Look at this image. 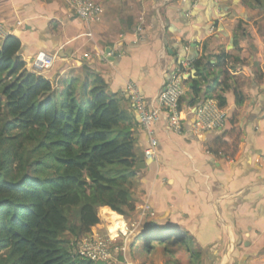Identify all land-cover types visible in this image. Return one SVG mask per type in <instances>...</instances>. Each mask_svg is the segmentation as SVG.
I'll return each mask as SVG.
<instances>
[{
    "label": "crops",
    "instance_id": "1",
    "mask_svg": "<svg viewBox=\"0 0 264 264\" xmlns=\"http://www.w3.org/2000/svg\"><path fill=\"white\" fill-rule=\"evenodd\" d=\"M94 1L101 15L92 25L80 20L67 0H0V22L22 42L19 56L29 72L55 88L94 72L109 93L121 98L140 161L133 190L134 200L140 195L142 200L134 212L137 219L143 206L152 208L150 225L186 233L201 247L202 264H264V17L256 16L264 6L249 9L243 0ZM220 53L231 59L230 83L241 90L243 106L227 92L224 129L197 136L191 130L194 107L185 103L181 133L168 132L165 123L156 125L158 157L146 160L149 140L125 95L130 77L138 72L140 80L155 78L161 89L166 73L180 61L207 56L214 63ZM40 54L54 64L36 72ZM159 91L145 96L147 101ZM188 92L184 83V95ZM220 136L226 155L221 157L210 147ZM141 224V231L147 230ZM132 244H118L125 251L113 264H165L163 255L143 257Z\"/></svg>",
    "mask_w": 264,
    "mask_h": 264
},
{
    "label": "trees",
    "instance_id": "2",
    "mask_svg": "<svg viewBox=\"0 0 264 264\" xmlns=\"http://www.w3.org/2000/svg\"><path fill=\"white\" fill-rule=\"evenodd\" d=\"M243 4L261 8L264 0ZM21 49L17 37L0 38V264H113L72 250L101 223L100 209L124 217L136 211L140 161L132 119L102 76L86 71L84 79L55 88L26 69ZM231 64L226 53L214 63L207 56L194 60L181 110L206 98L224 109L229 91L243 106L241 90L230 83ZM223 138L210 146L216 156H226ZM135 240L143 257L160 249L165 264H202L201 247L186 233L150 225Z\"/></svg>",
    "mask_w": 264,
    "mask_h": 264
},
{
    "label": "built area",
    "instance_id": "3",
    "mask_svg": "<svg viewBox=\"0 0 264 264\" xmlns=\"http://www.w3.org/2000/svg\"><path fill=\"white\" fill-rule=\"evenodd\" d=\"M76 16L88 25L99 21L101 7L94 0H67ZM9 35L6 26L0 22V38ZM90 34H88V37ZM190 60H182L171 72L166 73L167 78L156 98L147 101L141 88L134 82H128L125 87V95L138 116V123L146 133L149 145L144 151L146 160L155 162L159 153V141L154 127L165 123L168 132L180 134L182 131L181 98L184 96V81L194 72ZM53 58L40 54L35 63L36 72L48 70L53 67ZM194 124L192 132L197 136L206 133L219 132L224 129L228 120L227 112L218 106L213 99H202L201 103L194 107ZM149 210L146 206L143 210ZM148 212V211H146ZM115 213V212H114ZM118 215V214H117ZM121 223L119 226L111 225L106 236L93 233L91 236L73 243V255L88 259L93 262H112L119 253H124L125 248L116 245L117 240L127 237L129 227L123 217L118 215ZM134 227V226H132ZM125 264H132L126 261Z\"/></svg>",
    "mask_w": 264,
    "mask_h": 264
},
{
    "label": "rangeland",
    "instance_id": "4",
    "mask_svg": "<svg viewBox=\"0 0 264 264\" xmlns=\"http://www.w3.org/2000/svg\"><path fill=\"white\" fill-rule=\"evenodd\" d=\"M256 16H263L264 17V7L261 8ZM261 21V20H260ZM264 27V26H263ZM130 80L133 81L134 83H136L137 85H139V83L141 84V86L143 87L144 91H145V96L148 97L151 94H155L159 91L160 87H159V81L157 79H152L151 81L147 82L146 80H140L139 79V73L137 72V76L136 77H130ZM150 80V79H149ZM137 189V188H136ZM137 199H135V203L136 205L141 204L142 200H141V195L140 196H136ZM141 201V202H140ZM145 208V206H143V208H141V213H140V218L137 219L136 214L132 213L129 214L128 216L123 217L124 221H126V224L129 227L130 233L127 237H122L120 238L122 243H118V244H123L125 245L127 243V245L129 243H134L135 239H138V236L143 232L141 231L142 228V224L141 222L145 225L146 223H148L149 221H151L152 219L155 218V213L153 212L152 208H150L149 210H143ZM109 210L108 212H110V209H106ZM148 211V212H146ZM112 212V211H111ZM110 212V214H111ZM109 213L103 211L102 209L99 210V217H100V227L98 229V231L95 232V234H98L100 236H106L108 234V228L111 226L108 224L107 221H109L111 223V215H108ZM119 215V214H118ZM121 216V215H120ZM137 219V220H136ZM139 220V221H138ZM148 220V222H147ZM113 221V220H112ZM152 222V221H151ZM151 223L149 222V224H146L145 227H147L148 225H150ZM134 226V227H132ZM111 228V227H110ZM136 241V240H135ZM139 241V242H138ZM137 242H135L134 244H132V246H135L136 249H139V245L140 240H138ZM136 244V245H135ZM129 253V250H128ZM138 253V251H137ZM140 253V250H139ZM157 254V255H162V252L160 249L156 250V252L153 254V256ZM186 257L184 256V260L186 261Z\"/></svg>",
    "mask_w": 264,
    "mask_h": 264
},
{
    "label": "bare ground",
    "instance_id": "5",
    "mask_svg": "<svg viewBox=\"0 0 264 264\" xmlns=\"http://www.w3.org/2000/svg\"><path fill=\"white\" fill-rule=\"evenodd\" d=\"M108 215H111V223L113 224V225H116V226H119L120 225V223H121V221H119L120 220V218H119V216L117 215V213H109ZM113 220V221H112Z\"/></svg>",
    "mask_w": 264,
    "mask_h": 264
}]
</instances>
